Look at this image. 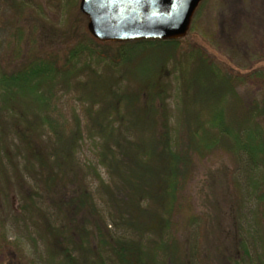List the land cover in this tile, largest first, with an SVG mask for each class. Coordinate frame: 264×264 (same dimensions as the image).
<instances>
[{
  "label": "trees",
  "instance_id": "1",
  "mask_svg": "<svg viewBox=\"0 0 264 264\" xmlns=\"http://www.w3.org/2000/svg\"><path fill=\"white\" fill-rule=\"evenodd\" d=\"M15 37L18 48L23 31ZM85 40L62 55L16 49L17 63L0 69V202L19 199L29 245H1V264H24L25 255L27 264H264V92L244 102L237 89L247 77L264 80V61L236 70L191 48L182 57L176 127L162 69L170 49L191 44L187 35ZM141 57L137 91L120 80L91 92L83 81L95 66L113 70ZM87 147L93 158L83 160ZM221 153L234 162L239 194L233 244L213 245L191 183L197 164Z\"/></svg>",
  "mask_w": 264,
  "mask_h": 264
},
{
  "label": "rangeland",
  "instance_id": "2",
  "mask_svg": "<svg viewBox=\"0 0 264 264\" xmlns=\"http://www.w3.org/2000/svg\"><path fill=\"white\" fill-rule=\"evenodd\" d=\"M13 2V0H0V69L10 70L17 63L12 61L16 56V49L25 52L32 48L47 54L61 53L62 55L79 41L89 40L92 36L89 37L88 18L80 11V0H15L16 3ZM167 5L169 0H162L150 3L149 8ZM134 7L137 6L131 5L124 8ZM124 8L118 11L121 13ZM20 29L24 37L23 43L17 48L15 35ZM186 35L191 44L181 43L176 50H168L170 54L171 52L174 54L166 59L165 67L162 69V73L166 75L163 81L170 83V100L167 105L169 112L173 114L171 123L176 127H178L177 124L182 123V107H184L182 102L183 55L194 46L201 47L225 68L231 67L228 64L229 61L236 70L243 69L241 66L246 65V62H255L258 59L264 61V0H205L194 27L191 29L190 26ZM23 55L19 58L21 59ZM161 55L164 58L166 53L163 51ZM143 57L132 64L116 66L113 70L106 69L103 65L95 66L93 74H89L88 77L85 75L83 81L89 85L88 89L91 92H94L95 87L98 89L100 85L105 87L107 84L120 80L123 81L122 88L132 87V90L137 91L139 84L143 81L139 79V76H142L140 67L145 61ZM11 62H13L12 65H10ZM151 68V71H156L161 69V65L152 64ZM189 70L191 71V67ZM114 89L117 90V86ZM237 89L242 100L247 102L252 95L264 92V80L258 77H247L243 84L237 86ZM75 99V93H69L65 97L69 105L73 104ZM188 105L189 103L186 107ZM92 153L91 148L87 147L83 150L81 157L83 160L92 159ZM208 158L197 164L195 178L191 183L193 202L196 210L207 214V218H203L206 222L207 240L213 245L217 242L233 244L235 205L239 194L238 188L236 192L237 184L232 180L235 165L233 160L223 153ZM104 174L106 175L105 172ZM11 198L7 206L0 202V246L8 245L11 248H23L26 251L29 249L26 238L28 236L24 223L19 219L21 211L19 199L13 196ZM254 207L255 204L251 203L245 212L249 214ZM194 232L201 236L202 232L198 230V227H195ZM42 248L41 245V248L36 250L37 257ZM206 254L204 250L202 257L204 262L208 263L210 258L206 257ZM29 258L33 259L30 255ZM3 259L4 255L0 254V264ZM23 260L24 264L30 262L26 255ZM15 262H19L17 258Z\"/></svg>",
  "mask_w": 264,
  "mask_h": 264
},
{
  "label": "water",
  "instance_id": "3",
  "mask_svg": "<svg viewBox=\"0 0 264 264\" xmlns=\"http://www.w3.org/2000/svg\"><path fill=\"white\" fill-rule=\"evenodd\" d=\"M157 1L162 0H80L79 7L90 34L102 42L185 37L202 0H169L150 9ZM131 5L137 7L124 8Z\"/></svg>",
  "mask_w": 264,
  "mask_h": 264
}]
</instances>
